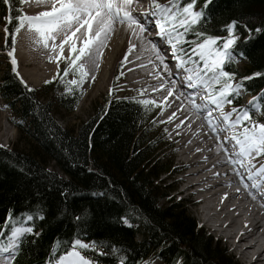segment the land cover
Instances as JSON below:
<instances>
[{
    "label": "trees",
    "instance_id": "1",
    "mask_svg": "<svg viewBox=\"0 0 264 264\" xmlns=\"http://www.w3.org/2000/svg\"><path fill=\"white\" fill-rule=\"evenodd\" d=\"M24 4L14 3L13 17L17 9L23 14ZM201 8L198 30L208 35L226 37L225 26L238 22L234 60L225 70L236 73L234 82L252 77L243 80L247 90L233 98L232 105L242 107L245 95L264 92V0H208L206 6L197 0L195 10ZM6 10L0 0L4 28ZM17 23L7 25L9 32ZM243 25L261 31L250 33ZM186 39L197 38L189 33ZM1 49L6 55L11 50V36ZM239 60L246 64L240 67ZM257 72L261 75H253ZM60 90L58 81L29 88L9 61L0 77V93L21 119V145L0 146V244L5 246L12 229L29 216L26 225L33 229L20 239L11 264H55L75 239L96 242V250L82 251L98 264H120V258L124 264H149L153 258L164 264H239L182 205L161 204L156 182L169 167L150 135H156L150 107L125 97L105 98L74 132L58 124L54 108L73 111L81 95L74 90L58 95ZM52 162L64 176L49 169ZM10 213L13 221L5 227Z\"/></svg>",
    "mask_w": 264,
    "mask_h": 264
},
{
    "label": "snow or ice",
    "instance_id": "2",
    "mask_svg": "<svg viewBox=\"0 0 264 264\" xmlns=\"http://www.w3.org/2000/svg\"><path fill=\"white\" fill-rule=\"evenodd\" d=\"M25 2L26 0H2V3L7 6L6 14L2 17L6 21L5 47H8V38L11 36V50L7 52V55L11 58L12 71L17 76L19 73L16 71L17 60L14 53L16 36L22 29L26 28L29 33L33 34L37 45L50 50L48 57L50 61L53 59L57 62L61 59L68 61L63 69L64 76L71 71L73 75L78 74L79 78L71 79L67 81V84L79 87L90 75L85 63L80 61L86 57L88 62L99 67L98 61L114 32V25L117 23L126 25L132 36L141 40L144 39V32L154 26L158 29L156 35L160 37L159 43L165 45L166 48L170 47L171 55L176 62V69L183 70L181 83L189 91L181 92V95L186 96L194 111L206 114L205 119L213 132L230 131V136L225 137V140L234 142L232 149L235 159L231 162L246 166L249 171V180H254L256 176L264 178V123L253 115L256 113L264 116V103H261L264 99V92L259 96H254L247 106L237 105L233 106L230 111L225 110L226 105L233 104V98H239L242 92L247 90L243 85V80L252 78L242 77L240 82H234L236 73L225 70V65L234 60L233 51L238 40V36L234 34L237 21L233 20L225 26L228 32L226 37L208 35L199 31L198 26L204 17V10L203 8L195 10L197 0H166L164 3L151 0L149 12L142 16L134 15L132 12V6L137 0H35L37 4L47 3L51 6L36 15L22 14L21 10L17 9L18 14L13 17L11 12L14 3L23 5ZM207 2L208 0H205V6ZM13 19L18 23L9 32L7 25L11 24ZM243 27L250 33L261 31L260 28L248 29L247 25ZM189 33L197 39L187 40ZM57 37H60L59 43L56 42ZM148 44L155 53L156 59L164 64L165 71H168L171 77L173 73L164 62L158 43L149 40ZM185 44L191 47L186 49L183 46ZM65 45H68L70 53L67 57L64 56ZM135 47L136 45L129 41L128 51L132 52ZM240 55L242 56L243 53ZM176 75H180L179 71ZM253 75L259 76L261 73L257 72ZM91 78L95 79V77ZM21 83L26 82L21 78ZM45 83H50V81H45ZM171 84L175 87L176 80L172 79ZM163 86L161 84V88ZM168 95H172L171 87L168 89ZM164 99L166 100L167 97ZM197 99L200 103H197ZM138 103L154 105L156 101L141 100ZM214 111L218 113L216 117L212 115ZM257 157L261 158L260 166L253 173L251 169L255 167ZM252 186L255 188L259 185L253 183ZM28 219L32 217L29 216ZM12 221L13 217L10 213L6 218L5 227ZM32 231L31 227L13 228L11 236L15 238L21 232ZM3 236L4 233L0 231V238ZM11 247V244L7 247L0 244V252L9 253L7 256L0 257V264H10L12 254L9 248ZM77 248L96 250V242L83 243L80 239H75L72 242L71 251L60 256L57 264H93L92 260L82 255ZM120 264H124L123 258H120Z\"/></svg>",
    "mask_w": 264,
    "mask_h": 264
},
{
    "label": "bare ground",
    "instance_id": "3",
    "mask_svg": "<svg viewBox=\"0 0 264 264\" xmlns=\"http://www.w3.org/2000/svg\"><path fill=\"white\" fill-rule=\"evenodd\" d=\"M144 2H147L145 4H148L149 12V0ZM138 3L141 2L137 0L132 6L133 14L141 16L147 13L143 12L147 6H140ZM50 6L47 3L31 5L28 11L36 12H28V15H36L49 9ZM152 30L153 26L144 32V39L141 40L132 36L126 25L119 23L114 25V32L98 61L99 67L88 62L86 57L80 61L85 63L90 73L87 86H92L91 90H94V93L86 95L96 96L115 84L116 70L124 66L122 77L124 86L143 90V96L147 98H155L159 95H162L163 99L167 97L163 102L168 109L169 118L171 117L170 136L172 141L177 142L175 149L179 156L176 157L177 166L173 168L171 174L181 173L175 178L174 185L180 186V193L187 194L194 205L199 204L197 211L201 214V222L221 238H225L233 250L237 251L239 258L247 264H264V199L261 195L264 191L259 194L258 187L249 185L253 180L248 179L249 171L246 166L231 162L235 159L232 145L229 140H225V137L230 136V131L213 132L205 119L206 114L194 111L186 96L181 95V92H187L189 89L178 82L176 73L179 70L175 71L171 68L176 62L171 55L170 47L166 48L165 45L160 44V37L153 35ZM59 40L60 37H57L56 42L59 43ZM149 40L156 41L161 48L164 62L173 73L171 77L168 71H165L164 64L156 59L155 53L148 44ZM129 41L136 45L132 52L128 51ZM46 53L43 55L37 51L32 59L36 63L35 58L43 57L46 58L47 63L50 61L48 59L50 50L48 49ZM69 55L68 45H65L64 56ZM63 60L60 61L64 62ZM54 62L59 63L55 59ZM172 79L176 80L175 87L171 84ZM161 84L164 85L163 88ZM170 87L171 96L168 95ZM197 103H200L199 99ZM212 115L216 117L218 113L213 112ZM223 134L226 136L222 137ZM6 136L11 137L9 134ZM260 160L256 158L255 167L251 169L253 173L260 166ZM255 179H259L260 185H264V178L256 176ZM21 234L22 232L15 237V240H19L23 236ZM18 240L10 250L17 245ZM93 264L97 263L93 262Z\"/></svg>",
    "mask_w": 264,
    "mask_h": 264
},
{
    "label": "rangeland",
    "instance_id": "4",
    "mask_svg": "<svg viewBox=\"0 0 264 264\" xmlns=\"http://www.w3.org/2000/svg\"><path fill=\"white\" fill-rule=\"evenodd\" d=\"M141 3H138L140 6H147L148 4H145L147 2H144V0H138ZM159 2L164 3L166 0H159ZM151 4V0H149V6ZM31 5H39L35 2V0H26L22 11L23 14H27L28 12L35 13L36 11H28V8L31 7ZM235 34V33H234ZM236 35V34H235ZM238 36V35H236ZM16 45H15V58L17 60L16 65V71L19 73V79H23L26 86L32 89H42L46 84L45 81H58L61 92L58 93H64L68 92L71 93L73 90L78 92L79 95H81V100L79 104L77 105L76 109L73 111H69L67 109H60L58 107L54 108V115L59 125H61L64 128H68L73 130L74 132H77L79 126L89 120L95 113L96 108L99 106V104H104L105 98H110L114 96L119 97H125L128 99H133L135 101H141V100H154L156 101V104H149V105H143L144 107L148 106L150 107V113L153 115L152 123H154V129L155 134L151 136H156V146L160 148L161 158L163 159V164L165 167H169V170L167 173L162 174L159 178V180L156 182L159 191V196L162 197L161 204L165 205L168 202L170 203H179L182 205L183 209L187 210V213L190 214L192 217L196 219V222L198 224V227L202 229L207 236H210L214 239V242L220 243L222 248L227 249V253L229 255H232L235 260L239 262V264H247L245 261H243L241 258H239L237 251L233 250L232 246L227 242V240L224 238H221L216 232L209 229V227L201 222V214L197 211L198 205H194L187 197V194L180 193V186H175V178L179 177L181 173H174L171 174V171L174 167L177 166V159L176 157H179L176 152V144L177 142L172 141L171 138V124L169 122V115H168V109H166L165 102H163V96L159 95L155 98H147L144 97V91L143 90H134L129 89V87H126L123 85V67H120L118 70H116L117 74V80L115 84L111 85L110 87L103 90L102 93L97 94L96 96H87L88 93H94V90H91V87L87 86V79L83 82L82 85L79 87L74 85L67 84V81H70L71 79H78V74L73 75V73L70 71L67 76H64L63 69L67 66L68 61L64 59V62H59L56 64L53 61H47L46 58L40 57L35 58V61L32 59L33 54L35 52L39 51L41 54H47V50L42 45H37L34 42L33 34L29 33L26 28L22 29L16 36ZM239 38V36H238ZM5 43V33H4V26L0 25V77L2 72L4 71L5 67L8 64V61L11 63V58H6V54L3 53V50L1 49L2 45ZM41 46V47H40ZM186 49L190 48L191 45L185 44L183 45ZM39 47V48H38ZM194 59H198V57H194ZM246 64L245 60H239L238 65L240 67H243ZM13 67V66H12ZM120 76V77H119ZM55 77V79H53ZM61 77H63V80H61ZM92 80V79H91ZM126 87V88H125ZM71 88V91H68L67 89ZM244 92V91H243ZM242 92V93H243ZM165 93V91H164ZM246 98L244 99L245 103L242 107L247 106L248 102L252 100L253 96L245 95ZM85 97V99H84ZM232 105H226L225 110L230 111ZM254 116L258 118V120L262 123H264V117L259 116L256 113H253ZM165 116V117H164ZM21 123L20 116L17 114L16 110H14L12 107L9 106V104L5 101L3 96L0 93V146L3 148H15L17 144L21 145L20 141V127L19 124ZM3 125V126H2ZM3 127V128H2ZM5 129V133L3 134V130ZM10 135L6 136V135ZM226 136L225 134L222 135V137ZM4 140V141H3ZM231 145L234 143L232 141H228ZM21 148V146H19ZM229 154H231L229 152ZM257 159H261L260 157H257ZM49 169L52 171L57 170L60 175L64 176V174L59 171V169L56 168L54 162H52L49 165ZM171 174V176H170ZM230 176V175H229ZM263 199V198H262ZM127 224L130 225V223L125 220ZM22 228H29L28 226H18ZM16 227V228H18ZM31 232H22V235L30 234ZM141 235H138V239H141ZM16 238H13L11 235L9 237V241H6V243L9 245H13L15 243ZM83 243H89L85 240H82ZM11 249V248H10ZM78 251L81 252L82 255L85 256L82 249L77 248ZM86 257V256H85ZM87 258V257H86ZM89 259V258H87ZM11 264V262H10ZM57 264V262H56ZM149 264H164L163 261L159 258H153L149 261Z\"/></svg>",
    "mask_w": 264,
    "mask_h": 264
}]
</instances>
